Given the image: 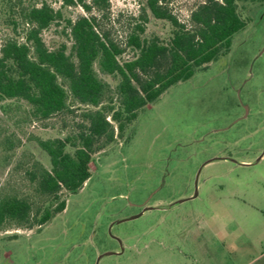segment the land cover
Instances as JSON below:
<instances>
[{"label": "rangeland", "instance_id": "rangeland-1", "mask_svg": "<svg viewBox=\"0 0 264 264\" xmlns=\"http://www.w3.org/2000/svg\"><path fill=\"white\" fill-rule=\"evenodd\" d=\"M144 1L109 0L104 22L119 39ZM201 1L169 7L185 21ZM5 10L0 0V41ZM239 10L247 25L229 52L166 89L94 154L88 180L62 191V211L39 227L0 229V264H95L109 250L98 264H264V1ZM170 30L151 17L146 34L166 39ZM61 124L53 116L22 132L0 108V141L10 132L21 139L9 166L0 146V184L18 178L12 167L24 151L49 167L27 137H62Z\"/></svg>", "mask_w": 264, "mask_h": 264}, {"label": "trees", "instance_id": "trees-1", "mask_svg": "<svg viewBox=\"0 0 264 264\" xmlns=\"http://www.w3.org/2000/svg\"><path fill=\"white\" fill-rule=\"evenodd\" d=\"M243 1L264 0H202L185 21L170 0H145L122 40L104 22L109 0H3L9 32L0 41V108L20 131L59 115L66 133L28 135L50 164L21 154L12 167L18 178L0 184V229L39 227L62 211V191L76 192L88 180L94 154L122 138L166 89L229 52L247 25ZM76 6L84 14L73 16ZM151 17L170 25L166 39L146 34ZM20 145L14 132L4 135V166Z\"/></svg>", "mask_w": 264, "mask_h": 264}, {"label": "water", "instance_id": "water-1", "mask_svg": "<svg viewBox=\"0 0 264 264\" xmlns=\"http://www.w3.org/2000/svg\"><path fill=\"white\" fill-rule=\"evenodd\" d=\"M141 213V212H140ZM133 216H135V215H133ZM122 219H124V218H122ZM111 252H114V251H106V252H102V253H99L98 254V256L96 257V260H95V264H98V261H99V259H100V257L103 255V254H105V253H111Z\"/></svg>", "mask_w": 264, "mask_h": 264}]
</instances>
